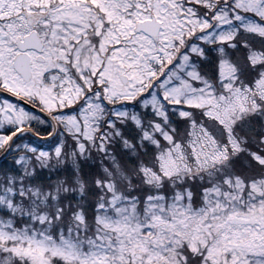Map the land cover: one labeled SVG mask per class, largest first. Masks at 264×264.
Segmentation results:
<instances>
[{"label":"snow or ice","instance_id":"1","mask_svg":"<svg viewBox=\"0 0 264 264\" xmlns=\"http://www.w3.org/2000/svg\"><path fill=\"white\" fill-rule=\"evenodd\" d=\"M0 264H264V0H0Z\"/></svg>","mask_w":264,"mask_h":264}]
</instances>
